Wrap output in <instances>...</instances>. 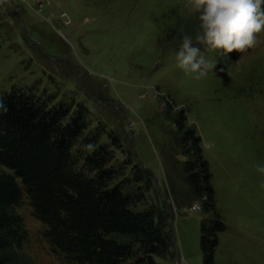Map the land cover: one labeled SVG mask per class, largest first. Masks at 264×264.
Wrapping results in <instances>:
<instances>
[{
	"label": "rangeland",
	"instance_id": "374dc122",
	"mask_svg": "<svg viewBox=\"0 0 264 264\" xmlns=\"http://www.w3.org/2000/svg\"><path fill=\"white\" fill-rule=\"evenodd\" d=\"M177 10L190 15L184 0H0V93L33 87L54 101L81 102L89 125L103 127L101 140L118 135L117 161L141 159L152 174L146 198L164 208L171 234V252L154 264H203L207 214L198 200L175 202L169 192L184 156L171 145L167 112L184 109L201 135L225 223L214 264H264V173L256 167L264 166V32L224 70L216 52L202 48L214 67L195 80L176 66V47L160 33ZM18 210L36 264H64L25 193Z\"/></svg>",
	"mask_w": 264,
	"mask_h": 264
},
{
	"label": "trees",
	"instance_id": "16d2710c",
	"mask_svg": "<svg viewBox=\"0 0 264 264\" xmlns=\"http://www.w3.org/2000/svg\"><path fill=\"white\" fill-rule=\"evenodd\" d=\"M195 23L174 11L160 31L165 45L177 48L178 29L192 32ZM240 54L216 52L219 69ZM53 99L33 87L0 93V264H36L26 250L29 231L18 210L24 193L50 250L64 264H154V256L171 252V234L164 208L145 195L151 172L130 154L117 161L118 135L101 140L104 129L89 125L86 105ZM167 117L175 126L171 145L184 156L176 164L178 181L168 177L169 192L175 202L199 201L207 214L200 223L202 261L214 264L225 223L216 209L201 135L185 123L184 109Z\"/></svg>",
	"mask_w": 264,
	"mask_h": 264
},
{
	"label": "clouds",
	"instance_id": "9594fccd",
	"mask_svg": "<svg viewBox=\"0 0 264 264\" xmlns=\"http://www.w3.org/2000/svg\"><path fill=\"white\" fill-rule=\"evenodd\" d=\"M184 7L196 23L192 32L183 25L178 29L174 59L176 66L195 80L206 77L214 67L202 48L223 55L243 53L253 48L257 35L264 32V0H184ZM256 167L264 173V166Z\"/></svg>",
	"mask_w": 264,
	"mask_h": 264
},
{
	"label": "water",
	"instance_id": "95a60500",
	"mask_svg": "<svg viewBox=\"0 0 264 264\" xmlns=\"http://www.w3.org/2000/svg\"><path fill=\"white\" fill-rule=\"evenodd\" d=\"M136 157H137V156H136ZM137 159H138L139 162H141V159H140L139 157H137ZM142 166H144V165L142 164ZM144 167H145V166H144Z\"/></svg>",
	"mask_w": 264,
	"mask_h": 264
}]
</instances>
